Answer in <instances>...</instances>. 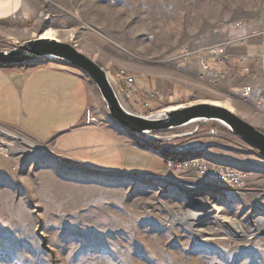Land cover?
Segmentation results:
<instances>
[{
  "label": "rangeland",
  "instance_id": "1",
  "mask_svg": "<svg viewBox=\"0 0 264 264\" xmlns=\"http://www.w3.org/2000/svg\"><path fill=\"white\" fill-rule=\"evenodd\" d=\"M32 1L41 2L40 10L52 20H61L53 37L73 44L109 76L123 69L133 77L134 92L129 93L110 79L122 104L132 112L148 115L177 104L176 98L167 99L168 93L146 102L137 85L141 82L150 91L149 79L141 78L147 74L161 75L165 90L192 84L195 100L224 105L241 117H245L243 112L230 101L245 85L251 86L252 98L257 90L253 81L264 86V70L250 59L240 64L249 71L233 69L217 84H209L199 77L196 61L171 58L181 46L197 47V39L222 42L259 31L261 35L250 37L247 46L228 48L232 54L251 53L264 42V0ZM15 20L11 15L0 19V50L45 31L39 25L26 28ZM60 67L75 80L56 84L38 75L14 91L11 83L0 87V125L38 144L33 147L0 132L4 143L12 140L11 146L23 148L8 153L0 149V264H264V234L257 231L264 225L263 157L214 121L200 131L199 126L194 134L171 140L134 135L109 117L85 73ZM77 76L87 85V89L79 85L78 94ZM241 102L242 107L249 104ZM83 117L85 124L117 136L121 145L129 143L149 154L158 152L164 167L158 172H131L83 162L60 151L80 144L79 152L92 153L87 149L86 129L77 127ZM245 119L255 123L250 117ZM195 126L158 135L180 134ZM210 127L213 135L208 133ZM216 141H225L237 151L234 162L221 161L246 173L242 188L219 189L208 174L198 177L191 171L166 169L164 159L173 157H163L161 150L198 151L196 155L208 158L202 149ZM156 175L197 182L205 188L183 190ZM202 194L221 206L220 215L235 218L247 236L230 232L213 213L211 219L189 230L172 222L183 221L186 204L208 205L202 202Z\"/></svg>",
  "mask_w": 264,
  "mask_h": 264
},
{
  "label": "water",
  "instance_id": "2",
  "mask_svg": "<svg viewBox=\"0 0 264 264\" xmlns=\"http://www.w3.org/2000/svg\"><path fill=\"white\" fill-rule=\"evenodd\" d=\"M42 61L60 62L85 73L98 90L109 117L117 125L134 135L145 139L171 140L175 137L194 134L199 126L214 121L264 158V132L223 105L195 100L184 104H175L171 108H164L153 114H138L128 110L122 104L110 81L109 73L69 42L54 37H43L39 34L17 43L9 49L0 50V66L35 65L43 63ZM193 123L196 126L184 133L168 136L158 135V133L186 127ZM134 178L137 179V177ZM167 182L183 190H188L184 186L193 185L190 182L174 178H169ZM183 211L185 213L183 221L181 223L172 222L184 226L187 230L189 227L184 223L185 221H188V225H195L199 221L211 219L212 209L208 205L192 202L186 204ZM260 216H257L255 220ZM242 237L244 238L246 235H242Z\"/></svg>",
  "mask_w": 264,
  "mask_h": 264
},
{
  "label": "crops",
  "instance_id": "3",
  "mask_svg": "<svg viewBox=\"0 0 264 264\" xmlns=\"http://www.w3.org/2000/svg\"><path fill=\"white\" fill-rule=\"evenodd\" d=\"M41 5V2L38 4L36 1L34 2L32 0H0V19L11 15V18L16 19L15 23L19 20L26 28L39 25L43 27L44 30L47 28H52L55 30L59 29L58 26L62 23L61 20L59 19L58 21L60 22H56L49 18L45 13H43V11L40 10ZM241 27H238L237 29ZM244 50L245 49H243V51ZM60 65L64 64H61L60 62H47L44 64L41 63L35 65L0 66V87L4 85L9 86L11 83V88L14 91L17 89V85L22 84V86H25V82H27L28 79L34 77L33 81H35V78L38 75L40 78L43 76L50 77L51 83L55 82L56 84H58L60 81H64L65 79L75 80L72 76L66 74L65 70H62L64 68L60 67ZM77 77L78 78L75 82V88L77 90H75V93L78 94L79 85L85 84L86 89L87 85L81 76ZM160 77L161 75L157 76L154 74H147L141 77L149 79L150 91H147L145 89L146 85H142L141 82L137 85L138 89H140L142 93L141 95L145 97L146 102L149 100H157L160 97L163 98L162 95H165L166 93L169 94L167 99L169 100L171 98L173 101L174 98H176L177 104L195 101L193 93L190 91L193 89L192 84L181 86L172 85L165 90L164 84L160 81ZM138 78L139 77H137V79ZM253 88L254 90H257L253 91L252 98L249 101V104L245 106L246 108L239 105L242 102L238 94L233 97V99L230 101V104L232 107H237L241 112H243L245 117L252 118L255 123L248 120L247 121L254 125L257 129L264 132V127H259L257 125H264V86L261 84L259 86L256 81H253ZM23 91L24 90L22 88V92ZM259 104L260 106H258ZM245 117L242 118L245 119ZM84 120L85 118L83 117L79 121L77 127L86 129V134L88 137H90L88 140L89 142L87 143V149L92 151V153H86L83 151L79 152L80 144H77L78 146L76 148H71L68 150L60 148V151L71 155L74 158H78L83 162L109 168L114 167L116 169H122L131 172H158L164 167L162 157H159L158 152L155 154H149L147 151L137 149L135 146L129 143H122L123 145H121L122 141L117 136L106 130H101L96 126H89L85 124ZM224 142L225 141H216L211 143L206 148L202 149L201 153L209 159L228 160L234 162V155L237 154V151L233 150L231 146H228L227 143ZM71 150H73V153ZM68 152H71V154ZM93 152H95V155Z\"/></svg>",
  "mask_w": 264,
  "mask_h": 264
},
{
  "label": "built area",
  "instance_id": "4",
  "mask_svg": "<svg viewBox=\"0 0 264 264\" xmlns=\"http://www.w3.org/2000/svg\"><path fill=\"white\" fill-rule=\"evenodd\" d=\"M235 25L240 27L241 23L238 22ZM257 34L261 35V32H254L251 35L232 36L222 42L213 43H205L201 39H197V47L191 49L188 46H181L171 58L173 60L181 58L183 61H196L200 68L199 77L209 84H217L218 80L228 74V71H233V69L238 72L249 71L248 67L240 66L248 59L264 70V42L263 45L253 48L251 53L232 54L228 52V48L233 45L247 46V40ZM233 63H237L240 68H236ZM109 77L118 82L125 93L134 92L133 77L125 70L117 69ZM251 92V86L245 85L238 91L239 98L247 103L251 100ZM208 133L213 135L215 133L214 128L210 127ZM164 162L166 169L171 171H191L198 177L208 173L209 176L214 178L217 185H220L219 189L228 187L238 190L242 188L246 181V173L235 169L226 163L227 161L211 160L200 155H192L185 158H165Z\"/></svg>",
  "mask_w": 264,
  "mask_h": 264
},
{
  "label": "bare ground",
  "instance_id": "5",
  "mask_svg": "<svg viewBox=\"0 0 264 264\" xmlns=\"http://www.w3.org/2000/svg\"><path fill=\"white\" fill-rule=\"evenodd\" d=\"M41 36L52 38L53 36H55V31L52 28H47L44 32H42ZM54 38H56V37H54ZM171 107L172 106H170L169 108H171ZM228 109H230V108H228ZM1 126H3V125H0V132L2 134L10 135L15 140H18L20 142L26 143V144H28L30 146H33V147L38 146V144L36 142H34L33 140H31L30 138H28V137H26L24 135H21V134H19L17 132L11 131V129H9V128L5 127V126H3V127H1ZM3 138L4 137L2 135H0V149H2L3 151L8 153L11 150L12 151H22L23 150V148H17V147L11 146V141H12L11 139H10L11 141L4 143L3 142L4 141ZM226 163H228V162H226ZM228 164L231 165L232 167H234L235 169H238L235 166H233L231 163H228ZM238 170H240V169H238ZM206 174H208V173H206ZM155 177L163 179L164 181H167L169 178H173V177H170V176H167V175H156ZM174 179H178V178H174ZM178 180H183V179H178ZM184 181H187V182H190L191 184H193V185H190V187L189 186H184V187L188 188V191L192 190V189H198V190L201 191L203 188H205V185H203V184H200V183H197V182L188 181V180H184ZM200 197H201L202 202L212 206V213H213L212 217L215 218V220L217 222L222 224L226 229L229 228L230 232H234L235 235H237L238 233H239V236H242V235L244 236L245 235V233L243 232V228H242L241 224L235 218L226 217V216H223V215L219 214L220 209H221V206L219 204L211 203L210 199H209V196H207V195H203L202 194V195H200ZM172 216H174V214H172ZM171 219H173V217ZM186 224H187L188 227L192 226V225H188V222H186ZM257 231L264 234V225L263 226H259L257 228Z\"/></svg>",
  "mask_w": 264,
  "mask_h": 264
},
{
  "label": "trees",
  "instance_id": "6",
  "mask_svg": "<svg viewBox=\"0 0 264 264\" xmlns=\"http://www.w3.org/2000/svg\"><path fill=\"white\" fill-rule=\"evenodd\" d=\"M206 124H203L199 127V130H203L204 127H205ZM161 153L163 155V157H173V158H182V157H189V156H192V155H196V154H199L198 151H193V152H184V153H181V154H178L177 152H171V151H166V150H161Z\"/></svg>",
  "mask_w": 264,
  "mask_h": 264
}]
</instances>
